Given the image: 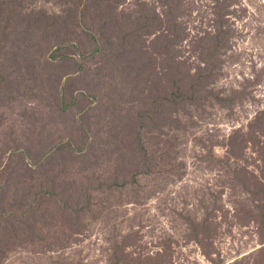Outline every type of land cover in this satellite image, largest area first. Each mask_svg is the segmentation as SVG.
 Returning <instances> with one entry per match:
<instances>
[{"label":"rangeland","instance_id":"1","mask_svg":"<svg viewBox=\"0 0 264 264\" xmlns=\"http://www.w3.org/2000/svg\"><path fill=\"white\" fill-rule=\"evenodd\" d=\"M5 161L0 264H264V0H0Z\"/></svg>","mask_w":264,"mask_h":264},{"label":"trees","instance_id":"2","mask_svg":"<svg viewBox=\"0 0 264 264\" xmlns=\"http://www.w3.org/2000/svg\"><path fill=\"white\" fill-rule=\"evenodd\" d=\"M7 136H10L12 137L11 139V142L13 141L12 145H9V144H6L7 147H6V151L7 153H10L12 151V153L14 152H19L21 153V139L19 138V135L16 136V134L14 132L11 133H7L6 134ZM13 153V154H14ZM21 155V154H20ZM23 155V154H22ZM11 160V159H10ZM10 162H4L3 164L0 165V169L3 168H7V165H9ZM26 163H29V160H26ZM261 222L263 223V219L261 218ZM259 223H260V219H259ZM261 225V223H260ZM214 248H213V244H212V249L211 251L213 252ZM211 252H210V257H211Z\"/></svg>","mask_w":264,"mask_h":264}]
</instances>
